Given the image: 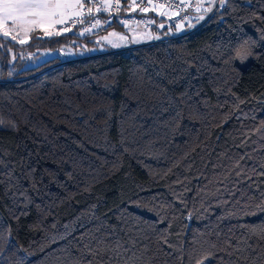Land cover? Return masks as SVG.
Instances as JSON below:
<instances>
[{
    "label": "trees",
    "instance_id": "obj_1",
    "mask_svg": "<svg viewBox=\"0 0 264 264\" xmlns=\"http://www.w3.org/2000/svg\"><path fill=\"white\" fill-rule=\"evenodd\" d=\"M40 35L0 36V264H264V0L28 66L94 44Z\"/></svg>",
    "mask_w": 264,
    "mask_h": 264
},
{
    "label": "built area",
    "instance_id": "obj_2",
    "mask_svg": "<svg viewBox=\"0 0 264 264\" xmlns=\"http://www.w3.org/2000/svg\"><path fill=\"white\" fill-rule=\"evenodd\" d=\"M123 1L119 0L117 4V0H112L108 10L109 14L104 17L103 5H98L92 0H85V5L79 14L63 23L55 24L48 30L56 36L78 35L82 32L89 34L87 32L89 29L97 28L102 24L108 27L117 17L119 24L124 27L138 25L145 30H159V27L165 24L162 28L165 35L168 31H176L191 21L196 12L197 3V0H135L130 10H124ZM97 21H99L98 24ZM106 27H103V30ZM164 35L163 39L171 37Z\"/></svg>",
    "mask_w": 264,
    "mask_h": 264
},
{
    "label": "snow or ice",
    "instance_id": "obj_3",
    "mask_svg": "<svg viewBox=\"0 0 264 264\" xmlns=\"http://www.w3.org/2000/svg\"><path fill=\"white\" fill-rule=\"evenodd\" d=\"M229 0H208V7L204 9V12H211L213 7L225 8ZM248 4L252 3V0H246ZM104 10L107 11L108 6L111 5L112 0H102ZM119 0H117V4ZM203 0H197L195 5L196 9L199 10L202 7ZM83 0H0V36L11 37L12 40H16L17 36L12 35L15 32L27 33L32 31L35 27L41 25H53L63 23L66 15L73 9L83 8ZM91 11V8H89ZM99 11V9H98ZM259 18V17H257ZM205 19L204 15L196 17L197 22ZM83 23V21H81ZM99 21H97V24ZM127 23V22H125ZM163 25H161L162 27ZM95 27V25H93ZM189 27H194L191 23ZM44 31L46 34L51 35L52 33L45 27ZM124 37H121L123 39ZM159 39V37H156ZM107 39V37L105 38ZM26 41L20 40V43ZM136 42V41H134ZM114 47L118 46L113 44ZM253 53L248 48H242L237 51L236 58L241 62L247 60ZM4 125V121L0 120V126ZM14 127V125H13ZM238 166V165H237ZM258 207H260L258 205ZM260 228L261 238H264V224L258 225ZM255 230V229H254ZM205 256L204 259H208ZM130 264H135L137 257H131ZM198 264H204L201 260Z\"/></svg>",
    "mask_w": 264,
    "mask_h": 264
},
{
    "label": "rangeland",
    "instance_id": "obj_4",
    "mask_svg": "<svg viewBox=\"0 0 264 264\" xmlns=\"http://www.w3.org/2000/svg\"><path fill=\"white\" fill-rule=\"evenodd\" d=\"M78 12H80L79 8L71 10L64 18V21L77 15ZM196 12H198L197 9H196ZM196 12L194 16L192 17L191 21H189L185 26L188 27L189 24L192 23V21L195 19ZM209 13L210 12H207L206 14H209ZM106 26L107 25L102 24L101 26L97 28L89 29L87 31L89 32V34H85V32H82L77 35L79 37H89L90 42L91 41L94 42L93 45H88L86 44V42L78 41L79 46L76 48H73L72 45H67V46H63L55 50L38 51L37 54L19 52L18 55L26 61L28 66H31V65L40 64L54 57H57L61 61H68V60H74V59L83 58V57L94 56L97 54L105 53L109 51V49L114 48L113 44L118 45L115 48H124V47L130 46V44H134V45L141 44V43L149 42L155 39L156 37H159L158 34L153 32V30H144L142 27L135 25L134 27H130L126 31H117L116 29L111 30L108 33L97 38V36L102 34L103 27H106ZM185 26L178 28L176 31H168L165 35L164 34L163 35L166 37L177 35L183 31V28ZM137 30H141V32H137ZM30 32H27V33L19 32L18 33L14 31L13 34L17 36V39L15 41L19 44H24V43H20V40H24L27 42L30 39ZM46 36L50 37V36H55V35L54 34L48 35L46 34V32L43 34V36L40 35V37H46ZM106 37L107 39H105ZM121 37H124V38L121 39ZM160 39H163V37L160 36ZM73 42L76 43L77 41H73ZM106 45H109L110 47H106ZM250 60H251V57H249L247 60L243 62L237 59V62L242 68H245L249 64Z\"/></svg>",
    "mask_w": 264,
    "mask_h": 264
},
{
    "label": "crops",
    "instance_id": "obj_5",
    "mask_svg": "<svg viewBox=\"0 0 264 264\" xmlns=\"http://www.w3.org/2000/svg\"><path fill=\"white\" fill-rule=\"evenodd\" d=\"M93 2H95V3H97L98 5L100 4V5H103V3H102V0H92ZM134 1L135 0H124L123 1V3H124V6H125V9L124 10H130L131 9V6H132V4L134 3ZM83 3H84V5H85V0H83ZM208 7V0H204L203 1V4H202V7L198 10V12H196V15H195V19L192 21V25H194V27H187V26H185L184 28H183V31L182 32H180V33H183V32H187L188 30H191V29H193V28H195L201 21H199V23L197 22V20H196V17H198V16H200V15H204L205 17L208 15V14H206L205 12H204V9L205 8H207ZM215 7H213V9H214ZM80 9V12H81V10H82V8H79ZM212 9V10H213ZM108 10H109V6H108V9H107V11H105L104 9H103V13L102 14H104L103 16L105 17L106 15H108L109 13H108ZM80 12H78V14L80 13ZM54 25V24H53ZM53 25H41V26H39V27H35L31 32H30V35H31V33H33V32H39V33H42V35L45 33V31H44V29H45V27H47L48 29H50V28H52L53 27ZM135 25H132V26H128V27H125V29H124V31H126L127 29H129L130 27H134ZM187 27V28H186ZM111 30H114V29H110V30H108V31H106V32H104V33H102L101 35H99V36H97V38H99V37H101L102 35H104V34H106V33H108L109 31H111ZM145 30V29H144ZM118 31V30H117ZM137 32H141V30H137ZM153 32H155L156 34H158L159 35V39H160V36L162 37V34H163V32H162V30H153ZM12 35H14L13 33H12ZM136 36V35H135ZM137 37V36H136ZM159 39H157V38H155V39H153V40H151V41H149V42H145V43H141V44H130V46H127V47H124V48H111V49H120V50H123V49H129V48H133V47H137V46H141V45H146V44H149V43H152V42H155V41H157V40H159ZM106 47H110L109 45H106ZM111 49H109V50H111ZM36 53H38V52H36Z\"/></svg>",
    "mask_w": 264,
    "mask_h": 264
},
{
    "label": "water",
    "instance_id": "obj_6",
    "mask_svg": "<svg viewBox=\"0 0 264 264\" xmlns=\"http://www.w3.org/2000/svg\"><path fill=\"white\" fill-rule=\"evenodd\" d=\"M164 26H165V24H163V26H162V27L160 26V27H159V30H162V28H163Z\"/></svg>",
    "mask_w": 264,
    "mask_h": 264
}]
</instances>
